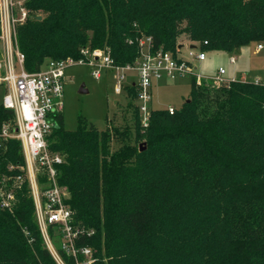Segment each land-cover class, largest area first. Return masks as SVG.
<instances>
[{
  "label": "trees",
  "instance_id": "1",
  "mask_svg": "<svg viewBox=\"0 0 264 264\" xmlns=\"http://www.w3.org/2000/svg\"><path fill=\"white\" fill-rule=\"evenodd\" d=\"M24 7L30 16L16 27L17 46L31 73L47 60L79 59L84 48L109 49L117 65H134L141 38L174 55L184 37L206 52L264 44V0H26ZM190 89L174 114L152 110L146 129L137 90L126 89L143 151L112 152L117 130L99 131L80 117L71 132L63 113L57 117L49 146L65 159L58 184L74 225L94 233L77 247L92 248L97 264H264V84L192 79ZM13 118L0 106V129ZM24 165L21 144L6 142L0 177L23 174ZM18 185L14 211L0 209V264H57L30 187Z\"/></svg>",
  "mask_w": 264,
  "mask_h": 264
},
{
  "label": "built area",
  "instance_id": "2",
  "mask_svg": "<svg viewBox=\"0 0 264 264\" xmlns=\"http://www.w3.org/2000/svg\"><path fill=\"white\" fill-rule=\"evenodd\" d=\"M24 1L0 0V88L4 97L0 106L13 113L12 121L2 123L0 129V156L4 144L8 141H18L21 144L25 165L17 168L23 172L15 177L4 174L0 177V209L13 212L16 207V188L19 183L27 181L30 187L35 216L43 234L45 244L50 249L57 262L63 264L59 253L53 249L52 227L54 237L60 239V249L74 259L75 264H93L92 248L77 247L79 239L87 235L93 236V231H86L74 225L71 209L65 202L66 189L58 184V167L64 163V157L51 151L49 137L57 127L56 119L64 112L66 72L75 66H86L97 80L103 78L104 72H116L118 81L113 91L122 95L130 86L137 90L135 106L140 114L143 128L150 124L152 112L150 104L153 100L155 82H170L189 78L198 81L222 84L230 82L224 79L226 72L220 68L215 78L198 76L196 63L207 60L206 51L201 46L195 49L189 46L188 59L179 56L181 49L174 55L162 49L156 50L151 38H141L139 57L134 65L119 66L111 56V51L81 50L79 59L47 60L38 72H27L25 56L17 46L18 24H23L30 16L24 7ZM207 45L208 42H205ZM194 46V45H193ZM264 44L258 45L257 51H263ZM234 56L231 63L235 64ZM127 72L137 75L136 81L127 82ZM256 83H260L256 81ZM177 111L175 107L168 109L169 114ZM10 165L8 171H14ZM41 180H45L42 182ZM13 182V184H10ZM82 257V258H81Z\"/></svg>",
  "mask_w": 264,
  "mask_h": 264
},
{
  "label": "rangeland",
  "instance_id": "3",
  "mask_svg": "<svg viewBox=\"0 0 264 264\" xmlns=\"http://www.w3.org/2000/svg\"><path fill=\"white\" fill-rule=\"evenodd\" d=\"M184 48L181 49L179 56L188 59L189 46L191 42L186 41ZM195 45L201 46L200 43ZM193 46V45H192ZM258 45L252 43L235 52L226 53L222 51L206 52L207 60L196 63L198 76L203 78H215L220 68L224 69L226 75L224 79L228 81L255 82L259 81L264 84V49L257 51ZM2 55L0 47V58ZM237 58L235 64L231 63L232 57ZM127 82L136 81L137 75L127 72ZM67 81L65 85L64 97V123L67 131H76L79 126V118L82 117L88 123L94 124L99 131L107 130L108 126L112 130H117V136L111 142L112 152H118L124 146L140 145L136 143V118L135 110L131 106L132 95L125 91L122 95H117L113 91L118 81L116 72H104L103 78L97 80L92 76L91 71L86 66H75L66 72ZM82 85L85 86L87 93L80 92ZM191 93L190 79L155 82L153 87V100L150 104L152 110H168L171 106L177 110L181 109L184 102L188 100ZM4 97V90L0 88V104ZM125 132L126 137L122 138ZM53 249L57 253L60 251L59 237L52 238ZM46 245V244H45ZM47 247V246H46ZM48 249V248H47ZM50 250V249H48ZM93 250V249H92ZM51 252V251H50ZM93 264H97L95 251ZM52 254V253H51ZM53 256V255H52ZM54 258V257H53ZM62 259V258H61ZM55 260V258H54ZM56 261V260H55ZM63 264H67L62 259ZM57 264H62L57 262Z\"/></svg>",
  "mask_w": 264,
  "mask_h": 264
},
{
  "label": "water",
  "instance_id": "4",
  "mask_svg": "<svg viewBox=\"0 0 264 264\" xmlns=\"http://www.w3.org/2000/svg\"><path fill=\"white\" fill-rule=\"evenodd\" d=\"M37 19L38 20H42V17H38ZM195 48H196V46H191V49H195ZM180 49H182V48H180ZM235 54H238L237 50L235 51ZM80 92L87 93V91L85 90V86L84 85H82ZM56 128H58V127H56ZM144 149H145V147H143V145H141L140 146V151H143Z\"/></svg>",
  "mask_w": 264,
  "mask_h": 264
},
{
  "label": "crops",
  "instance_id": "5",
  "mask_svg": "<svg viewBox=\"0 0 264 264\" xmlns=\"http://www.w3.org/2000/svg\"><path fill=\"white\" fill-rule=\"evenodd\" d=\"M130 82H131V81H130ZM130 82H129V83H130ZM230 82H231V81H230Z\"/></svg>",
  "mask_w": 264,
  "mask_h": 264
}]
</instances>
